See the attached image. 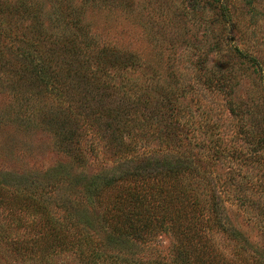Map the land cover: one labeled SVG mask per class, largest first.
<instances>
[{
    "label": "rangeland",
    "instance_id": "rangeland-1",
    "mask_svg": "<svg viewBox=\"0 0 264 264\" xmlns=\"http://www.w3.org/2000/svg\"><path fill=\"white\" fill-rule=\"evenodd\" d=\"M0 8V264H185L192 223L194 264H264V0ZM99 54L113 69L81 67ZM132 192L167 205L139 238Z\"/></svg>",
    "mask_w": 264,
    "mask_h": 264
},
{
    "label": "trees",
    "instance_id": "trees-1",
    "mask_svg": "<svg viewBox=\"0 0 264 264\" xmlns=\"http://www.w3.org/2000/svg\"><path fill=\"white\" fill-rule=\"evenodd\" d=\"M67 8H71V7H66ZM1 9V8H0ZM107 49V48H106ZM109 53L112 54V50L108 49ZM104 52V51H102ZM105 53V52H104ZM109 54H103V55H98L96 56L94 59L89 57L87 58V60L83 61L81 64V67H85V65H87V63L93 62V64L96 65L97 70L101 73V74H105L107 73L108 69H113L112 68V62L110 59ZM36 68V67H35ZM110 69V70H111ZM37 72L38 69H36ZM44 68H41V76L44 77ZM95 75V74H94ZM97 79V77L95 78ZM146 96V95H144ZM146 99H143L142 101V105L144 106V108L148 107V109L151 108V101L150 98L152 97L150 94H147ZM145 98V97H144ZM140 99L138 98L137 101H139ZM96 102V101H95ZM86 103H91L89 100H86ZM98 104H94V105H90V104H86L87 110L83 113V116H77L83 120H87L88 118H90V116H92V118H95L98 116V118H103L105 116H108L110 110H107L104 107V104L99 101L97 102ZM157 107V106H156ZM153 110V108H152ZM154 135H156L157 137H159L160 133H157L156 131H154ZM162 133V131H160ZM168 134L170 136H174L175 133V129L173 127L170 126V124L167 122L166 127H165V133L162 134ZM166 169H164L161 173L163 174H174L175 177L179 176V174L184 173L183 167H181V164H166ZM181 165V166H180ZM121 177L124 178H129V175L127 173H124L123 175H121ZM130 190L132 189H128V192H130ZM135 194L138 193H131L130 195L128 194V196H131L127 199H123L122 200V204L123 206H126V204L128 205V207H130V209H125V207H123L124 209V213L120 215V217H124L127 216V218L130 221V228L132 230H130L131 233H133L134 235L138 236V238L143 235L148 233L153 232V228H155L156 226L153 224L154 223V219L155 216L154 214H157V211L159 209V207L161 206L162 208L160 209L159 214L160 215H164L165 213V207H167V205L163 206V203H165L166 199L163 200L161 204H156L155 201H148L146 199L145 196L143 195H138L135 196ZM151 200H153V197L150 198ZM161 199V198H159ZM128 202V203H127ZM160 222H162L164 220V217L159 219ZM151 224L153 226H151ZM190 225L192 227H190ZM153 227V228H152ZM189 227V228H188ZM177 231L175 233L177 238H180L179 241L181 240V242L183 243V248H184V253L180 255V258H182V262L185 264H188V262L190 263V261L192 260L193 264L197 262L198 259H200L199 261L202 260V256L203 254H205L203 247H206V242H205V232H203L200 227H198V225L196 223H192V224H188L187 227L183 228H179V226L176 228ZM209 254H207L208 256ZM207 263L206 261H203L201 264H205Z\"/></svg>",
    "mask_w": 264,
    "mask_h": 264
}]
</instances>
